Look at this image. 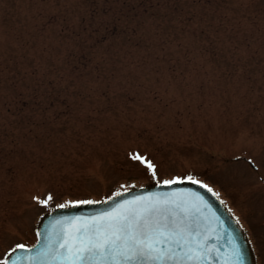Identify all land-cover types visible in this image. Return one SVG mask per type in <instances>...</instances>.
<instances>
[{"label":"rangeland","instance_id":"1","mask_svg":"<svg viewBox=\"0 0 264 264\" xmlns=\"http://www.w3.org/2000/svg\"><path fill=\"white\" fill-rule=\"evenodd\" d=\"M51 8V0H0V264L19 244L36 241L41 218L60 203L173 178L211 186L264 264V0H225L229 26L247 37L226 60L199 62L184 74L162 63L158 84L150 66L138 64L133 69L148 76V86L127 92L109 80L111 103L96 91L85 106L76 94L88 81L65 82L76 111L91 115L65 123L39 109L51 93L46 84L36 97L35 68L44 58L48 79L50 54H41L34 35Z\"/></svg>","mask_w":264,"mask_h":264},{"label":"trees","instance_id":"2","mask_svg":"<svg viewBox=\"0 0 264 264\" xmlns=\"http://www.w3.org/2000/svg\"><path fill=\"white\" fill-rule=\"evenodd\" d=\"M51 1L54 9L44 15L45 24L36 26L34 35L41 54H50L49 59L45 57L49 61L48 79L43 78L42 56L34 74L36 97L44 84L51 90L39 109L46 118L51 114L54 123H65L71 116L86 120L91 117L85 109L76 111L74 102L78 100L67 95V81H88V88L76 94L84 98L83 105L94 99L96 91L111 103L108 91L112 80L127 92L148 86V76L133 69L138 64L150 66L147 73L156 74L158 84L165 76L162 69L166 64L162 63H173L172 74L178 69L184 74L199 62L238 55L241 43L247 42L240 28L229 26L225 0ZM29 102L23 100L22 104L27 107Z\"/></svg>","mask_w":264,"mask_h":264},{"label":"snow or ice","instance_id":"3","mask_svg":"<svg viewBox=\"0 0 264 264\" xmlns=\"http://www.w3.org/2000/svg\"><path fill=\"white\" fill-rule=\"evenodd\" d=\"M132 158L145 163L138 154ZM146 166L155 177V166L150 161ZM40 203L46 205L47 200ZM197 217L198 210L181 198L152 197L101 216L74 218L55 232L44 253L45 264H204L215 250L207 247L209 237ZM234 257H226L224 264H235L238 255Z\"/></svg>","mask_w":264,"mask_h":264},{"label":"water","instance_id":"4","mask_svg":"<svg viewBox=\"0 0 264 264\" xmlns=\"http://www.w3.org/2000/svg\"><path fill=\"white\" fill-rule=\"evenodd\" d=\"M201 185L190 180L177 181L172 185L155 184L127 190L107 200L93 201L92 204L58 207L40 221L37 242L31 247L15 249L8 255L5 264H45L44 253L63 222L101 216L128 202L152 197L181 198L187 207L198 210V223L202 229H206L209 237L207 247L215 250L204 264H224L225 258L234 257V254L238 255L235 264H256L251 243L240 223L211 189L209 191V188Z\"/></svg>","mask_w":264,"mask_h":264}]
</instances>
